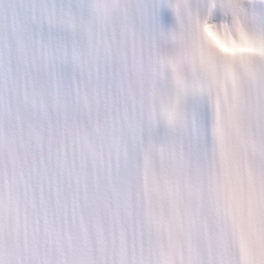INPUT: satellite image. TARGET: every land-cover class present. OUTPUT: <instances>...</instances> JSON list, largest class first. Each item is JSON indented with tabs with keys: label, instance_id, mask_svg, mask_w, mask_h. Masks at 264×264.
I'll return each instance as SVG.
<instances>
[{
	"label": "snow or ice",
	"instance_id": "1",
	"mask_svg": "<svg viewBox=\"0 0 264 264\" xmlns=\"http://www.w3.org/2000/svg\"><path fill=\"white\" fill-rule=\"evenodd\" d=\"M0 264H264V0H0Z\"/></svg>",
	"mask_w": 264,
	"mask_h": 264
}]
</instances>
